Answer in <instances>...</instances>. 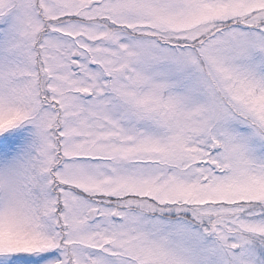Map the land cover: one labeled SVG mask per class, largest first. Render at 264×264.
Returning <instances> with one entry per match:
<instances>
[{"label":"snow or ice","instance_id":"6c2138e0","mask_svg":"<svg viewBox=\"0 0 264 264\" xmlns=\"http://www.w3.org/2000/svg\"><path fill=\"white\" fill-rule=\"evenodd\" d=\"M0 264H264V0H0Z\"/></svg>","mask_w":264,"mask_h":264}]
</instances>
